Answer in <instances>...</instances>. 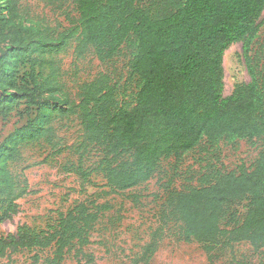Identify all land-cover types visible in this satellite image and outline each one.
Wrapping results in <instances>:
<instances>
[{
	"label": "trees",
	"instance_id": "obj_1",
	"mask_svg": "<svg viewBox=\"0 0 264 264\" xmlns=\"http://www.w3.org/2000/svg\"><path fill=\"white\" fill-rule=\"evenodd\" d=\"M72 1L78 17L55 37L24 27L18 0H0V117L8 120L21 107L23 114L35 113L17 138L0 143V223L19 214L18 201L28 190L6 163L20 159L22 140L54 145L50 124L57 117L77 116L85 145L102 154L97 170L115 193L147 183L162 160L203 142L264 143V55L252 54L264 0H184L178 9L158 16L139 7L140 0ZM75 37L78 57L93 49L102 63L112 61L124 45H133L126 68L140 86L132 108L121 105L118 84L106 74L82 84L78 101L64 91L60 69L47 54L65 51ZM238 42L251 81L237 84L225 97L224 57ZM202 182L190 191L170 192L165 203L168 219L182 225L183 240L203 245L209 255L242 242L264 249V153L251 171L244 166L238 172L218 170ZM244 200L249 204L243 221L222 228L227 210ZM105 209L96 202L80 203L39 232L21 225L16 233L0 237V259L24 250L54 249L46 264H62L78 246L77 264H92L95 258L84 248Z\"/></svg>",
	"mask_w": 264,
	"mask_h": 264
},
{
	"label": "rangeland",
	"instance_id": "obj_2",
	"mask_svg": "<svg viewBox=\"0 0 264 264\" xmlns=\"http://www.w3.org/2000/svg\"><path fill=\"white\" fill-rule=\"evenodd\" d=\"M184 0H140L139 7L151 16L168 14L178 9ZM19 21L26 28H41L57 37L71 28L78 17L72 0H18ZM258 36L252 44V54L264 55V13ZM77 37L69 47L57 54H47L60 69V81L71 99L78 101L82 84L102 74L118 84V99L122 106L132 108L140 82L126 68L135 49L126 44L112 60L102 63L93 49L78 57ZM251 81L243 56V43L233 44L224 57L223 95H231L237 84ZM25 107L8 120L0 117V143L17 138V131L28 124ZM55 129L54 145L44 139L22 140L20 159L7 162L18 181H26L28 190L19 201L20 211L12 220L0 223V237L17 232L21 225L36 231L56 224L58 214L80 203L96 202L107 206L91 231L86 254L95 258L92 264H264V249L256 251L248 242L233 247H218L210 255L198 243H186L182 225L169 220L165 203L170 192H186L203 185V178L214 171L238 172L241 166L253 170L264 143L223 140L215 145L203 142L190 152L162 160L155 176L136 188L115 193L107 186L104 175L97 170L101 157L98 148L86 146L80 120L75 115L57 117L51 124ZM248 200L229 208L222 219L224 229H231L245 217ZM78 246L66 255L62 264H77ZM54 249L24 250L0 259V264H46ZM36 256L40 260L36 261Z\"/></svg>",
	"mask_w": 264,
	"mask_h": 264
}]
</instances>
